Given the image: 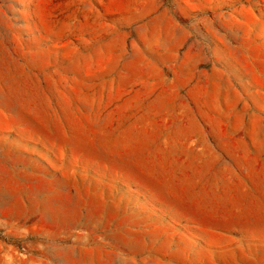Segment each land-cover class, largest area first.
<instances>
[{
    "label": "rangeland",
    "instance_id": "rangeland-1",
    "mask_svg": "<svg viewBox=\"0 0 264 264\" xmlns=\"http://www.w3.org/2000/svg\"><path fill=\"white\" fill-rule=\"evenodd\" d=\"M0 264H264V0H0Z\"/></svg>",
    "mask_w": 264,
    "mask_h": 264
}]
</instances>
